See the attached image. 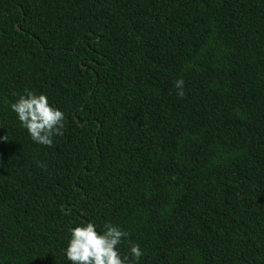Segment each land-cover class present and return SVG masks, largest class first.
I'll list each match as a JSON object with an SVG mask.
<instances>
[{"label":"trees","instance_id":"trees-1","mask_svg":"<svg viewBox=\"0 0 264 264\" xmlns=\"http://www.w3.org/2000/svg\"><path fill=\"white\" fill-rule=\"evenodd\" d=\"M87 222L139 264H264V0H0V264H70Z\"/></svg>","mask_w":264,"mask_h":264},{"label":"clouds","instance_id":"clouds-1","mask_svg":"<svg viewBox=\"0 0 264 264\" xmlns=\"http://www.w3.org/2000/svg\"><path fill=\"white\" fill-rule=\"evenodd\" d=\"M184 83L183 79H178L174 84L180 98L186 95ZM10 107L35 143L51 147L54 137L64 134L65 114L51 106L46 95L25 89L24 94ZM39 166L46 167L43 164ZM104 229L100 233L94 223L87 222L86 226L69 230L71 238L66 248V257L70 264H139L143 256L140 245L131 243L130 255L122 256L118 250V246L130 234L112 223H105Z\"/></svg>","mask_w":264,"mask_h":264}]
</instances>
